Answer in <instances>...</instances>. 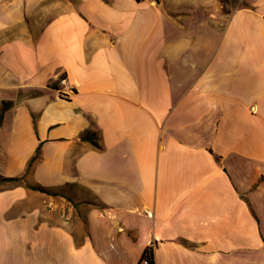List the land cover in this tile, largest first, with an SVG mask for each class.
<instances>
[{
	"label": "crops",
	"instance_id": "obj_1",
	"mask_svg": "<svg viewBox=\"0 0 264 264\" xmlns=\"http://www.w3.org/2000/svg\"><path fill=\"white\" fill-rule=\"evenodd\" d=\"M164 4L0 0L3 264H264V0Z\"/></svg>",
	"mask_w": 264,
	"mask_h": 264
},
{
	"label": "rangeland",
	"instance_id": "obj_2",
	"mask_svg": "<svg viewBox=\"0 0 264 264\" xmlns=\"http://www.w3.org/2000/svg\"><path fill=\"white\" fill-rule=\"evenodd\" d=\"M161 1H162V7H164L165 6L164 2L166 0H161ZM194 5L198 6L200 10L206 13L213 14L214 21L217 22L218 25L223 26L226 23L227 18L229 17V15L231 14L233 10L243 7V6H249L250 0H194ZM178 6L186 8V7L192 6V4H180L179 3L177 4V7ZM176 12H180V9H176ZM0 113H1V102H0ZM9 184H10L9 182H0V188L9 186ZM51 196H54V198L55 196H57L55 200H57L58 203L59 202L67 203L68 201H71L69 196H63L65 199L63 201L59 200V195H51ZM71 204L75 206L77 203H74L73 201H71ZM63 211H61L60 213H57V215L64 218L66 213H64L65 215L63 216L62 215ZM73 216L69 218L71 229L76 236L81 235L84 232H86V225H85L84 219L80 215H77L76 217L75 215ZM0 264H3V261L0 260Z\"/></svg>",
	"mask_w": 264,
	"mask_h": 264
},
{
	"label": "trees",
	"instance_id": "obj_3",
	"mask_svg": "<svg viewBox=\"0 0 264 264\" xmlns=\"http://www.w3.org/2000/svg\"><path fill=\"white\" fill-rule=\"evenodd\" d=\"M11 104L10 101H1V113H0V120L2 117V112ZM38 149L36 150V154L34 156L31 157L30 162H29V166L31 165V163L35 160V158L38 155ZM23 177H4V176H0V182H18L22 179ZM27 187L31 188V189H35V190H39L41 192H45L48 195H62V196H66L65 193L61 190V189H49V188H45L42 187L41 185H27ZM146 254H150L151 252H145Z\"/></svg>",
	"mask_w": 264,
	"mask_h": 264
},
{
	"label": "built area",
	"instance_id": "obj_4",
	"mask_svg": "<svg viewBox=\"0 0 264 264\" xmlns=\"http://www.w3.org/2000/svg\"><path fill=\"white\" fill-rule=\"evenodd\" d=\"M56 82H57V86H56L55 90H56L57 94L60 97L68 98L72 93V86L68 83L67 78L65 76L61 75V76L57 77ZM149 247L152 251L154 248V244L153 243L150 244ZM153 263H154V260L152 257V253H151V255L144 253L142 255V257L140 258V260L136 264H153Z\"/></svg>",
	"mask_w": 264,
	"mask_h": 264
}]
</instances>
